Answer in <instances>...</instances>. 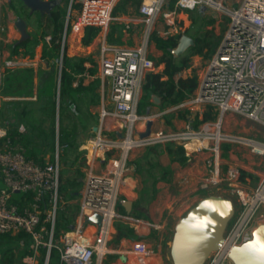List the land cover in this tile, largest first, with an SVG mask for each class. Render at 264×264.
Masks as SVG:
<instances>
[{
	"label": "built area",
	"instance_id": "obj_1",
	"mask_svg": "<svg viewBox=\"0 0 264 264\" xmlns=\"http://www.w3.org/2000/svg\"><path fill=\"white\" fill-rule=\"evenodd\" d=\"M118 2L79 0L77 16L71 24L67 20L65 27L69 26L76 35L85 28L106 31L119 21L113 16ZM222 2L139 0L138 16L130 22L140 25L141 43L129 47L100 42L99 72L111 82L110 98L118 127L114 137L98 132L84 149L82 189L77 214L69 231L56 230V218L63 203L58 192L59 146L56 144L53 163L42 167L26 158L20 146L11 144L8 139L2 143L0 235L18 232L29 235L32 254L23 259L25 264H38L41 250L45 251L42 264H49L52 252L58 255V264H104L103 259L109 254L107 243L111 224L115 220H131L127 215L118 214L116 206L127 170V154L132 149L167 143L192 146L197 151H209L211 156L207 165L217 168L220 145L226 142L220 133L225 113L239 114L264 125V0H238V7L232 10L223 8ZM198 6L223 9L229 17L225 45L219 52L220 43L213 58L201 69L200 81L191 101L196 106L213 109L220 117L217 123L199 118L196 126L188 121L182 131L151 130L147 137L140 138L146 130V122H149L147 117L137 114L141 88L146 75L158 69V64L150 57V36L155 34L167 39L184 35L179 15ZM45 40L49 43L50 37ZM4 42L8 41L1 39L0 27V43ZM186 104L178 107L183 108ZM5 137L0 130V139ZM246 145L251 147L252 155L264 157V143L248 141ZM109 152H115L117 156L108 158L101 173L95 172L92 161ZM238 176L235 170L227 173L226 188L235 198V215L223 234L220 248L210 254L205 264H231L229 252L250 240L253 228L260 221L257 218L264 220V176L252 189L242 187ZM213 184L205 182L199 187L204 189L203 193H208ZM94 215L100 218L99 225L90 221ZM124 256L126 264H161L143 241L134 242Z\"/></svg>",
	"mask_w": 264,
	"mask_h": 264
},
{
	"label": "crops",
	"instance_id": "obj_2",
	"mask_svg": "<svg viewBox=\"0 0 264 264\" xmlns=\"http://www.w3.org/2000/svg\"><path fill=\"white\" fill-rule=\"evenodd\" d=\"M237 1L236 3L238 4ZM225 2L227 3V0H223V6ZM79 6V0L68 1L69 14L68 10H66L63 31L61 33V50L58 53L57 59H50L48 52L51 49V41L47 43L45 38L50 37L51 40V36L46 35L43 38H37V44L29 48L32 51L31 55L23 54L25 49L22 48L18 50V54L14 55L12 53V46L15 43L24 41L31 36L27 33L28 37L22 39L14 26L18 18H21L26 24L24 19V15L26 14L30 17H37L39 20L45 19L46 24L50 26L48 22L49 17L47 15L41 17L38 13L31 14L19 0H0V27H5L8 35H11L14 40L15 34L21 37V40L13 41L9 49H6L9 45L8 42L4 44L0 43L1 48H5V50L0 51V91L6 89L5 93L0 95V118L1 116L4 117L3 121L0 122V130L5 133V136L7 135L8 130L11 129L7 120L13 112L19 110L20 126L13 129L23 132V114L26 109L27 111L31 109L37 118L41 120L40 123L43 129L48 130L49 122L48 126L45 127L44 123L47 117H43V111L40 108L48 102L50 86L42 85L43 80H45L43 77L46 75L47 78L50 70L58 65V82L62 58L64 56L68 60L64 64V68L65 72L71 77V88L76 104L72 107V113L80 121L78 124V146L76 152L75 154L68 153L67 158L68 161H71L74 156H77V164L70 167V170L73 172L79 171L80 176L77 182L78 185H82L86 154L84 149L87 143L98 132L105 136L114 137L118 127L117 120L113 116L115 111L114 104L110 98L111 82L109 79L103 78L99 72L100 42L103 40L112 45L136 47L141 43L142 31L138 23L130 22L138 16V5L132 4V0L126 4H122V0H119L113 11V16L118 18L119 21L111 25L106 31L85 28L80 34L76 35L70 31L69 26L66 28L65 24L67 20L71 24L78 14ZM209 9L205 6H198L192 11L180 14L179 19L185 32L189 29V21L194 15L203 18ZM228 9L232 10L235 8ZM54 10L55 8L52 12ZM212 20H214L215 26L218 23V19L214 18ZM128 26L130 27L129 30L126 29ZM87 29L96 30V34L89 44H83ZM64 34L65 36L63 37ZM149 50L150 57L158 64V69L154 74H162L164 65L159 62L162 53L156 49L154 42L149 43ZM69 61L72 63V66ZM76 62H80L81 71H76L73 67ZM10 64L13 65L10 66ZM177 78L175 77V80ZM161 80H166V78L163 77ZM144 83L145 79L143 85ZM195 92L196 90L193 94ZM143 95L144 91L141 88L137 114L148 118V121L152 123L151 130L176 131L183 129L189 121L187 118L184 120L180 117L179 113L181 112H178L180 110L178 106L161 108V98L158 95L152 94L150 96V100L148 101L151 104L146 102L141 105ZM154 96L160 99L158 105L154 104ZM23 102L24 105L22 104ZM205 112L206 109L198 110V112L192 115L190 121H194L195 117L198 119L203 118ZM210 112L211 115L212 113L215 115L213 110H210ZM104 113L106 116H103ZM232 143H235V141H232ZM15 145L23 148L20 144ZM166 145L161 144L132 149L128 152L126 160L127 170L123 176L118 196V214L127 215L131 220H115L111 224L109 229L110 236L107 243L109 254L104 257V264H126V257L124 255L136 241L145 242L159 263L170 264L160 253V242L164 233H171L173 235V230L168 226L171 222V208H169L168 204H173L176 201L175 196H192L198 191L197 189L200 184L205 182H214L212 185L214 190L221 191L220 189H226L227 173L232 167H234L232 170L240 172L238 183L246 189L256 187L261 177L264 176L257 169V167H261L260 160L258 164H251L246 161L244 155L237 156L247 162V165H243L235 156L236 150L231 146L228 147L226 144L220 145L217 168L208 167L207 160L211 155L207 150L197 151L192 146L187 147V145H183V152L179 153L176 150L181 145L169 143L172 153H168ZM248 155V160L252 159L250 156H255L250 152ZM115 156H117L115 152L97 156V159L92 161L94 171L101 173L108 158ZM241 172L244 175H241ZM250 182L256 183L253 186H249ZM75 189L76 198L68 201L63 200L61 212L64 210L66 212L69 205L75 204L77 214L81 190L78 191L77 187ZM123 202L131 205L129 214L126 213L124 207L121 205ZM58 230L59 232L61 231L60 228ZM153 239L159 241L158 245L154 248V243H151L154 241ZM127 257L131 259L130 256Z\"/></svg>",
	"mask_w": 264,
	"mask_h": 264
},
{
	"label": "trees",
	"instance_id": "obj_3",
	"mask_svg": "<svg viewBox=\"0 0 264 264\" xmlns=\"http://www.w3.org/2000/svg\"><path fill=\"white\" fill-rule=\"evenodd\" d=\"M59 5L51 12V16L48 19L50 26L53 28L51 33V49L48 52L50 59H57L58 53L61 50V33L63 31L65 16H66V4L67 0H57ZM130 0H122V4H126ZM132 4L138 5L139 1L132 0ZM201 18V17H200ZM212 23V22H211ZM86 35L83 40V44H89L96 30L87 29ZM188 35V33H185ZM46 34L42 32L41 38ZM189 36V35H188ZM191 37V36H190ZM194 40V46L188 50L192 55L202 56L204 58H210L218 49V42H208L206 38ZM179 36H171L167 39H161L157 35H153L152 40L156 45V49L162 53V57L159 62L164 65L162 74H147L145 77V83L143 85L144 95L141 99V105L150 100L152 94L158 95L161 98V108L179 106L186 100L193 96L194 91L198 87V80L196 76L190 78H182L181 74L191 68L190 58H183V56L175 57L171 51L176 48ZM38 42L36 37L30 36L28 39L15 43L12 46V53L18 54L19 49H25L23 54L31 55L32 51L29 48L35 46ZM63 56L62 65L60 69V78L57 82V77L50 78V96L48 102L42 105L40 108L43 111V117H47L49 122L48 130H44L40 119L33 113L31 109H26L23 114V132L10 129L7 132L5 138L0 139V147L5 140H9L11 144H20L24 149L26 158L34 161L40 166H46L53 163L56 144L59 146V150L65 154L63 160L60 161V177H59V196L62 201H68L76 198V187L78 185L79 171H75L76 175H69L70 167L76 165L77 156H74L71 161H68V153L76 152L78 146L77 132L78 128L74 122L71 125H63V119L71 118V121L75 119V115L72 113V107L75 106V98L73 90L71 88V77L65 72L64 64L67 62ZM70 62V61H69ZM68 62V65H69ZM71 66L72 63L70 62ZM73 67L76 71H81L80 62H76ZM166 80H161L162 78ZM175 77H178L175 80ZM53 81V82H52ZM6 89L0 91V95L5 93ZM211 108L204 113L203 121H211L213 119ZM180 111V110H179ZM180 117L186 120V117L179 113ZM194 125L196 126L199 121L195 117ZM71 126V127H70ZM25 131L27 134H25ZM58 131V132H57ZM31 137L30 136V133ZM58 133V135H57ZM171 144V143H170ZM168 145V146H167ZM166 148L168 153H172L169 143ZM177 152H183V147L178 146ZM60 156V154H59ZM62 162V164H61ZM63 166L64 169L61 167ZM240 173V172H239ZM241 175H244L241 172ZM76 214V212H75ZM72 225V218H70L66 212H59L56 218V230L59 228H65L69 231ZM31 239L29 235L24 232H18L16 234H3L0 235V264H24L23 259L32 254L30 249ZM45 251L41 250L38 264H42L44 260ZM58 255L51 253L49 264H58Z\"/></svg>",
	"mask_w": 264,
	"mask_h": 264
},
{
	"label": "rangeland",
	"instance_id": "obj_4",
	"mask_svg": "<svg viewBox=\"0 0 264 264\" xmlns=\"http://www.w3.org/2000/svg\"><path fill=\"white\" fill-rule=\"evenodd\" d=\"M69 1V0H67ZM226 3V2H225ZM223 8H225L226 10H230L228 8H237L238 4L236 3V0H227V3L225 4ZM227 5V6H226ZM66 10L69 11L68 9V3L65 6ZM195 12V11H194ZM214 18L218 19V23L214 26ZM24 19L26 21V32L29 34V36H33L36 38H39L42 34V32H44L46 34V36H51L52 30H53V26H49L46 24V22L44 20H39L37 17H30L28 15H24ZM228 21H229V17L227 15V12L223 9H212L210 8L208 10V13L206 14L205 17L200 18L197 17V15H194L193 18L190 19V23H189V29L186 31L188 33L189 36L191 37H196V39L200 38V39H204L206 38V40H208V42H218L219 44L221 43V40L225 34V31L227 29L228 26ZM212 22V23H211ZM185 32V33H186ZM154 34H152L150 36V43H153L154 41L152 40ZM8 36V38H7ZM1 39L3 40H8L9 45L6 47V49H9V46H11V44L13 43V41L15 40H21V37L18 36L17 34H15V40L13 39V37L10 35H8L7 30L5 29V27H1ZM5 43V42H4ZM3 43V44H4ZM5 50V48H1L0 46V51ZM183 58H190L191 60V68L190 70H187L186 72H184L182 74V78H190L192 76H196L198 82H199V73L201 71V69H203L209 62L210 60L213 58V56H211L210 58H204L202 56H197V55H192L190 53L189 50H186L183 54H182ZM157 61V60H156ZM59 76V66L56 65V67H54L53 69L50 70V73L48 74V77H45V80H43V86H50V78L53 77V79L55 77L58 78ZM56 78V79H57ZM194 96L189 98L188 100L185 101L186 106L183 108H180V110L182 111H178L182 113V116L186 117L187 120L190 121L191 117L193 114H195V112H198V110H204L206 109V111L208 110L207 107H203V106H196L195 104H192L191 101L193 100ZM34 99V98H32ZM36 101V99H35ZM24 105V102L22 103ZM213 110V109H212ZM19 110L13 112L9 119L7 120V123L10 124V128H19V124H20V117L18 114ZM213 112L215 113V115L212 113V117L213 119L210 121L211 123H217L218 119H219V114L213 110ZM3 116H1L0 118V122L3 121ZM84 119V117H83ZM71 122L75 123V126H77V130H79V120L78 118L74 119L73 121H71V118H65L63 119V125H71ZM191 124H193V121H191ZM6 125V124H5ZM44 126L47 127L48 126V119H46V122L44 123ZM71 127V126H70ZM183 129H178L176 131H182ZM30 133V132H29ZM220 133L223 134L225 136V140L226 142H223L222 144H226L228 147L231 146L232 148H234L236 150V158L239 157V155H244L246 157V161H248L251 164H258L259 160L261 161V167H257V169L264 174V157H257V156H250L252 159L248 160L247 155L249 154L251 147L246 145L248 141H256V142H260V143H264V125L253 121L249 118H245L244 116H241L239 114H234L231 112H227L222 116L221 119V130ZM25 134L26 131H25ZM30 133V136L31 137ZM231 141V142H229ZM232 141L235 143H232ZM221 144V145H222ZM222 150V149H221ZM59 161L63 160L64 157V153L61 150V153H59ZM238 156V157H237ZM249 156V155H248ZM240 162L243 163V165H247V162L245 160H241L240 158H238ZM253 168V167H251ZM62 169L63 166H62ZM232 169H234V167H232ZM231 169V170H232ZM256 169V168H253ZM228 171V170H227ZM69 175H76L75 172L73 171H69ZM256 182H250L249 186H253ZM211 187V186H209ZM82 188V185H78L77 189L78 191H80ZM198 191L189 197H180V196H175L176 197V201L172 204L169 203L168 206L170 209V213H171V222L169 223V228L171 230H175L177 223L179 222V220L198 202L201 201L202 199L206 198L207 196H221L224 198H228L230 200H232V202L234 203V205H236V201L235 198L232 196V193L230 192V190L228 188L226 189H220L221 191L218 190H213L211 189L210 191L203 193L204 189H201L200 187L197 189ZM220 193V194H219ZM119 202H117V206H116V211H119ZM73 205V206H71ZM69 205V208L66 209V214L72 218V223H74V219H75V212H76V207L75 204H71ZM65 211V210H64ZM63 211V212H64ZM262 211V210H261ZM257 220H261L258 219ZM117 223V222H115ZM114 223V224H115ZM60 232H67L65 230V228H60ZM171 237L172 234L168 233L162 236L161 242H160V253H162V256L165 257V259L167 260V262L171 263L170 257H169V244L171 241ZM154 240V239H153ZM151 243H154L153 248L158 245L159 241L158 240H154ZM169 245V246H168ZM24 263V262H23ZM25 264V263H24Z\"/></svg>",
	"mask_w": 264,
	"mask_h": 264
},
{
	"label": "water",
	"instance_id": "obj_5",
	"mask_svg": "<svg viewBox=\"0 0 264 264\" xmlns=\"http://www.w3.org/2000/svg\"><path fill=\"white\" fill-rule=\"evenodd\" d=\"M31 14L38 13L41 17L51 16V12L59 3L56 0H19ZM22 39L28 37L26 24L18 18L14 23ZM226 37L223 36L221 52ZM194 46V40L184 34L179 37L175 49L171 53L175 57L181 56L186 50ZM154 104L160 99L153 97ZM152 123L146 124V130L140 134L145 138L150 134ZM188 147V146H187ZM126 213L130 212V204H121ZM235 215L232 200L221 196H207L198 201L177 223L173 231L170 258L172 264H205L211 253L218 250L223 241V234ZM90 221L100 224L96 215ZM231 264H264V220L257 222L252 230L251 238L240 246L234 247L228 254Z\"/></svg>",
	"mask_w": 264,
	"mask_h": 264
},
{
	"label": "bare ground",
	"instance_id": "obj_6",
	"mask_svg": "<svg viewBox=\"0 0 264 264\" xmlns=\"http://www.w3.org/2000/svg\"><path fill=\"white\" fill-rule=\"evenodd\" d=\"M172 236H173V235H172ZM171 242H172V240H171ZM171 244H172V243H171ZM171 244H170V249H169V256H170ZM170 260H171V258H170Z\"/></svg>",
	"mask_w": 264,
	"mask_h": 264
}]
</instances>
